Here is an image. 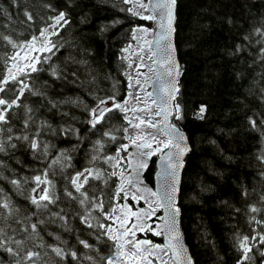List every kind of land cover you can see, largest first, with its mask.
<instances>
[{"label":"trees","instance_id":"trees-1","mask_svg":"<svg viewBox=\"0 0 264 264\" xmlns=\"http://www.w3.org/2000/svg\"><path fill=\"white\" fill-rule=\"evenodd\" d=\"M129 8L130 2L125 4L122 0H0V33L11 36L17 44L38 36L41 29L53 23L49 18L60 11L66 12L69 20L58 29L57 35L49 37L58 50L49 63L37 65L44 71L32 73L37 86L46 85L47 98L26 94L22 99L23 104L34 109L36 124L22 131L25 110L21 107L14 109L17 116L9 125L14 135H23L25 131L33 134L41 120L47 121L51 129L57 130L56 135L51 129L41 135L42 140L53 145L49 160L41 162L34 158L26 143L15 140L12 141L17 144L15 149L8 148L7 154L0 153V161L5 165L0 167V172L9 179L38 174V170L46 167L61 151L71 157L70 167L62 172L57 166L54 169L56 175L51 177L60 200L40 215H33L37 210L25 198L33 184L24 185V194H21L7 179H0V189H3L0 197L7 196L19 209V214L9 221L11 227L7 231L12 234L16 229L15 238L23 239L31 233L32 223L38 225L39 237L26 243L27 248L41 253L37 264H78L70 255L63 260L55 256L48 245L77 251L81 257L84 254L92 256L95 264H105L102 258L114 252V242L102 235V229H89L80 223L78 213L82 209L63 193L66 175L93 167L89 161L102 132L110 127L122 129L128 125L125 113L116 109L92 130L84 105L92 108L97 103L96 97L109 96L120 104L128 93L126 71L129 60L124 54L125 48L133 41L135 26L151 27V19L134 15L127 11ZM26 12L32 15L31 21ZM262 22L264 0H177L176 45L181 69L174 106H180L182 119L177 120L174 114V120L186 130L191 145L185 158L179 203L182 226L195 264H236L240 252L234 246L235 234L251 233L250 215L264 218V211L248 213L251 204L264 208L259 200L260 194L264 193V177L260 175L264 164L257 159L264 150V135L248 123L249 117L257 119L258 123L264 118V92L261 91L264 89V59L260 58V49L264 45L256 43L260 38L255 35L250 40L244 39L254 28L261 27ZM5 43L0 41V72L6 71L3 57L20 49L4 46ZM237 45H243V50L238 52ZM45 55L49 53L40 52L38 56ZM70 58L86 60L87 64L73 63ZM49 64L64 70L66 78H53ZM73 71L76 76L71 75ZM49 100L57 106L53 107ZM68 100H78L82 104L63 102ZM201 106L206 108L203 119L198 118ZM68 126L75 131L67 135L59 133V129ZM116 135L118 138L114 142L105 138L102 155L115 156L117 148L126 144L123 131ZM155 158L156 155H152L143 170V178L151 187ZM95 167L118 172L102 160ZM90 184L97 195L102 191L101 198L108 211L118 201L134 203L130 197L124 199L121 193L119 197L115 195L118 176L111 177L107 184L103 181H90ZM67 186L71 190L70 185ZM244 189L249 196L242 195ZM61 209L71 231L61 226L64 221L51 222V213ZM156 214H160L159 209ZM93 216V224L111 223L99 212H94ZM16 219L21 223H15ZM39 220L45 223H38ZM25 227L27 232L23 231ZM139 235L151 242L162 243L161 236L153 232L145 231ZM55 236L67 243L61 244ZM41 237L44 247H38ZM78 237L92 245L91 250L83 248ZM252 257L251 264L264 261L255 249ZM17 259L0 251V264H15ZM82 264L90 262L82 261Z\"/></svg>","mask_w":264,"mask_h":264},{"label":"snow or ice","instance_id":"snow-or-ice-1","mask_svg":"<svg viewBox=\"0 0 264 264\" xmlns=\"http://www.w3.org/2000/svg\"><path fill=\"white\" fill-rule=\"evenodd\" d=\"M123 3H129V0H122ZM176 0H163V2L155 3L151 5L153 11H158L159 14L166 18L167 24L162 25L164 27V31L161 35L158 36L156 40L157 46H159L160 40L167 41V44L164 46V50L167 53L166 62L169 67L167 70V75L173 77V82L170 85L168 90V100L165 101V105H167L168 101H171L175 98V94L178 91L175 82L174 75L179 73L178 65L175 64V61L172 59V46H171V33L174 30L172 28L173 21V8L175 6ZM137 6L139 8L147 9L149 6L143 3H138ZM47 7H51V5H47ZM127 11H132L131 8L127 9ZM135 15L136 13L133 12ZM28 20L31 21L33 19L32 15L29 13H25ZM143 19H155L154 16H142ZM53 21L50 25L43 28L39 32V36H33L31 40L26 41L23 44H17L11 36L4 35L0 33V41L6 42L4 46L10 45L12 49L22 48L25 52L32 51H41L49 53V55L45 56H30L25 55L24 57H20L19 53L16 52L10 56L3 57L5 63V72H0V153L7 154L8 148L15 149L17 144L12 141H21L26 143L27 147L31 149L34 158L40 160L41 162L48 161L50 156V149L53 145L50 142L44 141L41 139V135L45 130L51 129V125L48 124L47 121L41 120L39 122V126L36 128V131L33 134H29L27 131L24 132L23 135H14L12 126L10 125V120L17 116L14 109H18L23 107L25 110V118L23 119V128L22 131L31 129L32 125L36 124V120L34 118V109L27 104L22 103V99L26 97V94L31 96L40 97L41 99H46L45 88L46 85L37 86L35 80L32 78V73H38L44 71L43 68L38 67L37 65H42L45 63H49L52 58V55H55V51L58 50V46L49 38L50 36H54L58 34V29L63 28L65 25L69 23L67 19V14L64 11L58 12V14L54 17H50ZM51 29V31H50ZM103 30V29H102ZM258 36L260 39L256 41V43L264 45V22H262L261 27L254 28L253 32L250 35L244 37L245 40H250L251 36ZM39 42L40 47L37 49L36 44ZM151 43V42H149ZM243 45H237V51L243 50ZM260 58L264 59V47L260 49ZM151 58V57H150ZM72 59L73 63L78 64H87L86 60L75 61ZM143 59V57H141ZM20 60H24L23 64L20 63ZM8 61H12L11 66L8 65ZM154 63L156 61H153ZM139 67V66H138ZM50 75L55 79H63L66 78L67 73L64 70L60 69L58 66H53L49 64ZM72 76H76L77 73L75 71L71 72ZM92 81H89L91 83ZM137 83H139L137 81ZM131 86V85H130ZM264 92V89H261ZM151 96V93H148ZM137 101H139V94L136 96ZM97 103L94 107L88 108L84 105L85 110L88 112L89 120L87 123L91 126L92 130L97 129L98 125H101L102 121H104L107 117V114L111 113L113 110H120L125 113L124 119L127 121L128 126L122 129H117L114 127L107 128L101 134V138L98 139L93 147V155L89 163L93 165V167H85L82 170L76 171L74 174H68L64 178L67 181V185H70L71 190L66 185L64 188L63 195L69 198V200L77 202L79 207L82 209L80 213H78L79 220L81 224L86 225L89 229L97 228L102 229V235H107L109 240H112L118 249L114 254L107 255L102 259L105 261V264H116L117 259H125V264H131L132 261H139V264H153L152 259L150 257L153 255L154 250L159 249V245H153L151 241L148 240H136V231H152L154 235H161V232L155 231L151 228V226L147 225L146 220L150 219L152 215L155 213V208L150 207L146 212H141L140 214L131 213L132 215L137 217L139 223L133 224L131 228H126L124 225L127 223V217H124L121 223V229H114L111 225H106L103 223L97 222L93 224V220L95 217L93 216L94 212H99L104 216L105 220H112L113 213L116 211V208L113 207L111 211H108L105 208L104 201L101 198V195L96 194V189L90 184V181H103L107 184L108 180L111 177L120 176L123 177V173H118L117 171L106 172L101 170L98 167H95V164L99 161H103V163L108 164L110 167L116 169L120 167L122 161L125 159L120 156L121 152H126L128 145L121 144L117 148L116 156H111L107 154H103L104 146H105V138L107 141H116L117 135L116 132L123 131L125 134V139H131V143L136 145L138 150H141V156H151L156 151H161L159 147V142H157V147L153 149L152 143H137L138 140H142L143 138L137 135L135 138H131L129 136V129L135 128L139 129L141 124L149 123L143 119H140L139 123L133 124L132 121L128 120L127 112L132 111L136 112L140 109L132 108L128 109L122 106L119 103L115 102V98L113 96H109L106 98L96 97ZM112 102L109 106V102ZM64 103H72L76 106H81L82 102L78 100H68L63 101ZM155 103V101H153ZM49 103L52 104L53 107L57 106L56 102L49 100ZM127 104V101H125ZM206 108L201 106L198 110V118L203 119ZM163 114L165 122L167 121L168 115L171 114V109L168 107L162 108L161 112H157L156 116H161ZM175 118L177 120L182 119L180 114V106L177 104L175 106ZM134 119H138L134 117ZM248 123L251 125V128L256 131H261V134L264 135V118L257 122V119L252 117L248 118ZM7 126V127H6ZM150 127H156L155 124L149 123ZM168 127V135L169 141L164 145V147H168L171 145L172 147L177 149L176 158L179 159L184 153L189 151L187 145H181V141L184 140V137L176 131L174 127ZM52 134L56 135L57 130L51 129ZM75 130L68 126L66 128L59 129L60 134H71ZM152 140L155 141L156 138L152 137ZM149 150L144 152L142 150ZM169 159L172 157V153H168ZM70 159L71 157L64 151H61L59 155L55 158L51 159L49 163H47L46 167L42 170H38V174L34 176H24L21 178H7L3 176V173L0 172V179H7L8 182L13 186V188L24 194V185L29 183L34 186L30 188L28 194L25 198L36 208V212L33 215H40L44 210H50L49 206L56 205L60 200V196L56 193V184L53 182L51 177L55 176L56 173L54 169L58 166L60 170L63 172L64 169L70 167ZM260 160L261 164H264V150L261 151L259 156L257 157ZM3 161H0V167H4ZM140 167H145L146 164L141 163ZM170 169H172L171 175V183L169 184V190L166 192L165 196L162 200L157 204V207L164 206L167 211V218L164 222L163 232L168 234V243L167 250L171 253V258L173 259V264H193L191 257L187 255V251L180 240V234L177 230V216L179 214V208L175 207V193H176V179L177 172L176 169L179 167V164L168 165ZM260 175L264 177V168L261 169ZM131 183V181H129ZM88 186V187H86ZM124 191L123 183L117 188L115 195L117 197L120 196V193ZM3 192V189H0V193ZM155 195V193H152ZM242 195L247 197L250 195L247 189H244ZM139 197L133 196V199H138ZM124 199H127V194H125ZM259 200L261 204H264V193L260 194ZM123 210V209H121ZM130 211V210H129ZM237 212L240 209H236ZM264 211V208L257 207L256 204H251L248 206V213H261ZM63 209L60 212H52V221L55 223L57 220L64 221L62 227H65L67 231H71L70 228H67V222L65 221V216L62 215ZM19 214V209H17L11 202V200L7 196L0 197V251L7 252L12 257H18L15 264H37V261L41 259V253L33 250V248H27L26 243L30 239H35L39 237V232L37 231V223H32L30 225L31 233L23 238L16 239L15 233L18 231L13 229L12 234H10L7 229L11 227L9 224L10 220H13ZM24 219H30V217H25ZM115 219L119 220L121 217H116ZM15 223H21L19 219L15 220ZM38 223H45L43 220H39ZM249 226L251 228V233L248 235H243L239 232L235 234V247L238 252H240V256L237 259L236 264H251L252 261V253L255 249L261 257H264V218L257 219L255 215H250L248 220ZM255 225V227H252ZM23 231L27 232L28 229L25 227ZM113 233H118L117 235H112ZM51 235V233H50ZM41 244L38 247H44L43 238L41 237ZM57 241H60L61 244L67 243L66 241H61L59 236H55ZM80 245L85 249L91 250L92 245H90L86 240L77 238ZM122 241V242H121ZM15 245V248L12 247ZM260 246V247H257ZM36 247V246H34ZM47 247L51 248V251L55 254V256L60 259H65L67 255H70L72 260L77 261L78 264H82V261H88L90 264H95L94 258L87 254H84L82 257L77 253V251H68L63 247L57 245H48ZM125 247L128 248V251L125 252ZM46 254V253H45ZM167 254V253H165ZM160 264H167V261H160ZM264 264V261H262Z\"/></svg>","mask_w":264,"mask_h":264},{"label":"rangeland","instance_id":"rangeland-1","mask_svg":"<svg viewBox=\"0 0 264 264\" xmlns=\"http://www.w3.org/2000/svg\"><path fill=\"white\" fill-rule=\"evenodd\" d=\"M129 2L132 12L140 16H153L149 8L145 9L137 6L138 3L147 5V0H129ZM133 32V41L126 46L124 52L126 58L129 60L126 71L129 90L120 104L128 109H140L136 112H127L128 120L132 121L133 124H137L140 119H143L146 122L156 125V127H150L149 123H144L140 125L139 129L130 128L129 136L131 138H135L137 135L141 136L143 139L138 140L137 143H152L153 149L157 147V142H159V147L162 151V149L165 148L164 145L168 143V138L161 129L160 117L156 116L158 107L153 102L152 96L148 95V93H150L149 83L154 75L153 57L149 43L151 39V28L147 26H135ZM36 47L39 49V42H37ZM16 52L19 53L20 57H24L25 55L38 56L41 51L26 53L24 49L20 48L14 53ZM141 57H143V59H141ZM24 62V60H20L21 64ZM12 63L13 62L10 61L9 66H11ZM137 81L139 83H137ZM137 94H139L140 97L139 101L136 99ZM125 101H127V104H125ZM134 117L138 119H134ZM152 137H155L156 140L153 141ZM125 145H128L127 151L120 153V156L125 159L122 161L120 167L117 168L118 173H123L122 178L118 175L119 186L123 183L124 191L121 192L122 196L124 197L125 194H127V197L132 198L134 203L130 204L125 200L116 202L113 206L116 208V211L113 213V219L108 225H111L114 229L122 230L120 227L122 220L124 217H127V223L124 227L131 228L133 224L139 223L137 217L131 213L140 214L142 211L146 212L152 207L156 209L155 213L150 219L146 220V223L155 231L160 232V215L156 214V211L159 209V207H157L158 200L156 195H152V193H154L153 188L148 185L143 178V170L146 166L140 167L139 165L141 163L147 164L152 155H157L161 151H156L151 156L145 155L142 157L140 154L141 150H138L136 145L131 143V139H126ZM142 151L147 152L149 150L145 149ZM129 181H131V183H129ZM134 195L139 198L134 200ZM116 217H121V219L117 220L115 219ZM145 231H136L135 239L150 241L149 238L139 235V233H144ZM117 234L118 233H113L112 235ZM152 244L160 246L159 249L154 250L153 255L150 257L153 264H160V261H167V264H172L165 245L160 242H152ZM117 251L118 249L115 245L113 254ZM124 251L127 252L128 248L125 247ZM126 260L127 258L117 259L116 264H125ZM131 264H139V261H132Z\"/></svg>","mask_w":264,"mask_h":264},{"label":"water","instance_id":"water-1","mask_svg":"<svg viewBox=\"0 0 264 264\" xmlns=\"http://www.w3.org/2000/svg\"><path fill=\"white\" fill-rule=\"evenodd\" d=\"M163 2V0H147V5L149 6V10L152 12L155 19L151 20V39H150V48L152 51L153 61V67H154V75L152 76L149 84V91L152 94L153 101H155V105L158 107V112H161L162 108L168 107L171 109V114L168 115L167 121L165 122L163 114H161L160 117V124L161 129L163 133L167 136L169 140L168 135V127L171 126L176 129L177 132H179L183 137L184 140L181 141V145H187L189 151L191 149L189 136L184 128H182L177 121L173 119L175 109H174V101L176 99L177 92L175 94V98L171 101H168L167 105H165V101L168 100V90L170 88L171 83L173 82V77L168 76L167 70H168V63L166 62V56L167 53L164 50V46L167 44V41L160 40L159 46L156 44V40L159 35H161L164 31V27L162 25L167 24L166 18L162 17L158 11H153L151 8L152 4ZM176 19H177V0L175 3V6L173 8V21H172V28L174 29L171 33V46H172V59L175 61V64L178 65L179 73L174 75V82L179 89V74L181 69V61L178 55L177 45H176ZM187 151L182 156L179 157L177 160L176 158V152L177 149L169 145L168 147H165L162 152L156 157L155 159V168L153 171L152 176V184L154 192L157 196L158 202L162 200V198L165 196L166 192L169 190V184L171 183V171L168 167L170 163L172 164H179V167L176 169L177 172V179H176V193H175V207L179 208V214L177 216V230L180 234V240L183 246L185 247L187 251V255L191 257L193 264H195L194 257L192 255V252L190 250V247L186 241L185 232L182 226V220H181V207L179 203V195H180V188H181V180H182V174L183 169L185 165V158L188 154ZM172 153L171 159L168 157V153ZM160 221H161V240L162 243L167 246L168 243V234L163 232L164 222L167 218V211L164 206H160ZM169 256L171 258V253L169 252ZM172 264L173 259L171 258Z\"/></svg>","mask_w":264,"mask_h":264}]
</instances>
